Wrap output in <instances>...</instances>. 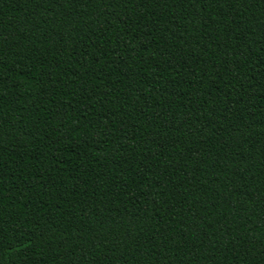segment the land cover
<instances>
[{
    "label": "trees",
    "instance_id": "16d2710c",
    "mask_svg": "<svg viewBox=\"0 0 264 264\" xmlns=\"http://www.w3.org/2000/svg\"><path fill=\"white\" fill-rule=\"evenodd\" d=\"M0 264H264V0H0Z\"/></svg>",
    "mask_w": 264,
    "mask_h": 264
}]
</instances>
